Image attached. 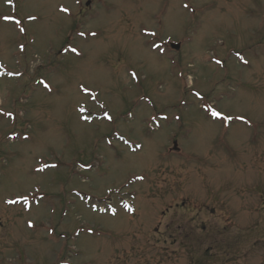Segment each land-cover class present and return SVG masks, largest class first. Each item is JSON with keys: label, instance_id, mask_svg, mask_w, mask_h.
Returning a JSON list of instances; mask_svg holds the SVG:
<instances>
[{"label": "rangeland", "instance_id": "obj_1", "mask_svg": "<svg viewBox=\"0 0 264 264\" xmlns=\"http://www.w3.org/2000/svg\"><path fill=\"white\" fill-rule=\"evenodd\" d=\"M0 264H264V0H0Z\"/></svg>", "mask_w": 264, "mask_h": 264}, {"label": "snow or ice", "instance_id": "obj_2", "mask_svg": "<svg viewBox=\"0 0 264 264\" xmlns=\"http://www.w3.org/2000/svg\"><path fill=\"white\" fill-rule=\"evenodd\" d=\"M62 11H64V10L62 9ZM17 24H19V21H17ZM213 116L219 118V117H218V114L215 113V112H213ZM9 203H16V201H10ZM126 207H127V206H126ZM130 210H131V209H129V211H130Z\"/></svg>", "mask_w": 264, "mask_h": 264}, {"label": "water", "instance_id": "obj_3", "mask_svg": "<svg viewBox=\"0 0 264 264\" xmlns=\"http://www.w3.org/2000/svg\"><path fill=\"white\" fill-rule=\"evenodd\" d=\"M172 47H173L174 49H178V48H179L178 45H172Z\"/></svg>", "mask_w": 264, "mask_h": 264}]
</instances>
